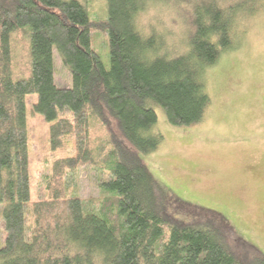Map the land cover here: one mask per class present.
I'll list each match as a JSON object with an SVG mask.
<instances>
[{
	"label": "trees",
	"instance_id": "16d2710c",
	"mask_svg": "<svg viewBox=\"0 0 264 264\" xmlns=\"http://www.w3.org/2000/svg\"><path fill=\"white\" fill-rule=\"evenodd\" d=\"M151 1L172 5L187 24L176 45L138 16ZM261 0H106L89 18L78 0H0V264H264V252L223 215L168 190L143 156L157 149L159 105L174 126L202 120L205 72L235 47L236 24ZM107 34L109 67L91 46ZM23 38L25 39L23 41ZM23 42L22 50L20 45ZM55 49L71 82L53 81ZM48 123L55 158L46 196L31 200L25 96ZM82 165L98 197L78 194Z\"/></svg>",
	"mask_w": 264,
	"mask_h": 264
},
{
	"label": "rangeland",
	"instance_id": "374dc122",
	"mask_svg": "<svg viewBox=\"0 0 264 264\" xmlns=\"http://www.w3.org/2000/svg\"><path fill=\"white\" fill-rule=\"evenodd\" d=\"M78 1L86 5L89 18L106 17V0ZM261 2L254 15L237 22L235 47L222 52L206 70L210 104L202 120L174 126L155 105L153 128L162 139L143 159L175 196L223 215L241 237L264 252V0ZM138 26L144 32L153 28L176 45L184 42L187 29L171 4L157 1L141 12ZM91 46L108 68L107 34L92 32ZM52 63L55 85L69 86L70 73L55 49ZM35 97L34 93L25 96L31 200L46 196L44 179L51 172L52 161L68 154L50 149L47 121L30 111ZM77 181L79 196H100L95 174L88 166H81ZM3 236L0 223V246Z\"/></svg>",
	"mask_w": 264,
	"mask_h": 264
},
{
	"label": "clouds",
	"instance_id": "9594fccd",
	"mask_svg": "<svg viewBox=\"0 0 264 264\" xmlns=\"http://www.w3.org/2000/svg\"><path fill=\"white\" fill-rule=\"evenodd\" d=\"M93 264H103V254L100 251H96L92 254Z\"/></svg>",
	"mask_w": 264,
	"mask_h": 264
}]
</instances>
